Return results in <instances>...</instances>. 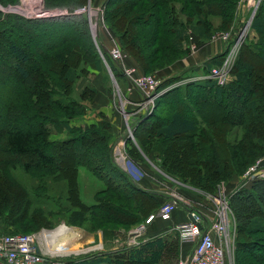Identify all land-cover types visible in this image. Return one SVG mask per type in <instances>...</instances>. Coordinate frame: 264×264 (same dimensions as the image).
Listing matches in <instances>:
<instances>
[{"label":"trees","instance_id":"16d2710c","mask_svg":"<svg viewBox=\"0 0 264 264\" xmlns=\"http://www.w3.org/2000/svg\"><path fill=\"white\" fill-rule=\"evenodd\" d=\"M240 1L106 0L103 19L119 47L143 72L153 73L187 53L191 36L201 43L216 31L227 30ZM17 3L19 0H0L3 8ZM87 3L44 0L47 9L67 12L42 18L0 9L1 90L9 82L3 103L0 101V234L53 227L58 224L52 220L54 213L61 211V215L68 214L63 220L69 226L88 232L100 230L105 239L127 236L162 206L158 207L153 191L139 187L114 161L106 121L70 125V120L87 111L84 101L98 92L90 83L77 88L91 68L99 71L107 62L121 87L120 68L111 59L110 50L96 48L90 21L83 13L74 12ZM250 27L258 37L250 43L244 41L228 84L216 85L205 77L158 85L162 91L153 111L131 124L136 144L125 142L140 166L150 161L173 179L214 194L222 182L230 183L264 154V0ZM30 41L38 52L28 50ZM223 55L211 57L205 73L220 64ZM4 117L9 124L3 123ZM53 130H65L68 136L52 140ZM96 144L99 154L82 152L70 159L76 150ZM63 155L68 162L59 160ZM19 165L27 174L36 172L41 181L48 176L64 181L65 201L40 192L39 186L28 191L14 176ZM79 166L104 183L90 205L80 197ZM42 194L56 209L41 206ZM227 201L237 232L235 264H264V180L235 188L228 192ZM122 247L125 252H94L78 260L67 258L66 263L177 264L180 255L177 232Z\"/></svg>","mask_w":264,"mask_h":264},{"label":"rangeland","instance_id":"374dc122","mask_svg":"<svg viewBox=\"0 0 264 264\" xmlns=\"http://www.w3.org/2000/svg\"><path fill=\"white\" fill-rule=\"evenodd\" d=\"M105 1L106 0H88V3L85 4L84 7L80 8V9H76L74 11L76 13L81 12L88 18V20L90 21V34H92V27H93L94 31L96 30V32L98 31V29L101 28L107 34H111V33H109L107 25L105 23V20L103 19V8H104L103 4ZM257 2H258V0H242V1H240L236 5V8H235V14L236 15H235V18L233 19L231 25L229 26V28L227 30L216 31L215 34L210 39H213L215 37L220 38L218 35L219 33L224 32V31H229V30H231L235 36H238V34L243 30V27L245 26L247 21L251 18L252 13L255 10V6L257 5ZM260 2L258 3V7H259ZM43 3H44V0H19V3L15 4L18 6V8L14 9V10L12 9L13 11L8 10L6 8H3L1 6H0V9H2L5 12L19 13V14H22L23 16L27 17V18L28 17L42 18V17L51 16V14L56 15V13L59 14V13H66L67 12L65 10L59 11V10L47 9L46 7L43 6ZM258 7L256 8L254 14L257 12ZM250 24H249V26L247 25L246 27H244L246 29H245V33H244L245 35L243 36L242 45L244 44V41L247 43H250V41H254V36L252 34V33H254V30L250 27ZM92 38L94 39V42L96 43V48H98L97 46L100 47L101 41H100L99 37L95 34V32H94V34H92ZM111 38L113 40V43H117L119 45L118 40L116 38H113V37H111ZM32 39H35V38L32 37ZM221 41L225 44L224 51L222 52V53H224L223 59H222V62H223L226 59L225 56L228 52L230 43L232 41H230L229 43L224 42L223 40H221ZM193 44H195V47H197L201 43L194 42ZM242 45L239 47V49L237 51V54L235 56L236 59L238 58L237 55H238ZM114 46L115 45H112L110 48H113ZM186 48H188L187 53L181 55L172 64L161 67L159 70H156L153 73L152 72H143L141 70V68L139 67V65H137V62L133 63L130 61L131 58L129 57L128 54H127L128 55L127 61L129 64L132 63V64L136 65L135 67H136L138 73H142V74L144 73V75L145 74L154 75L158 80V85L160 83L165 84V83L173 82V80H177L174 82V84H178L177 82H181L182 78L184 77V75H182L183 70H180V68L183 67V65H182L183 63L181 65H178L175 63L179 62V64H180L182 62V60L185 59L190 54V52L192 53L193 50L191 49V43L190 42L186 43ZM28 50L32 51V52L33 51L38 52L39 48L32 41H30V48ZM127 55H126V58H127ZM35 58H36V55H34V57H32V59H35ZM186 59L189 60L188 57ZM236 59H235V61H236ZM210 60H211V58H208L207 60H205L202 63L201 69L203 68V70H205V66ZM235 61L232 65L231 69L229 70V72L232 76H234V74L231 70L235 64ZM113 62H116V61H113ZM116 63L119 66L118 62H116ZM221 63L216 64L215 66H212V67L220 66ZM177 65H178V68H176ZM108 66L109 65L107 63L106 68H107L108 72L106 71L105 68H102L99 71L91 68L89 70V72L87 73V75L79 80V82L77 84V88H82L84 85L90 83L91 85H93L95 87L96 91H98V92L96 93V95L92 99H90L88 101H84L85 105L87 106V111L85 112L84 115L75 117V119L70 120V125H73V126H75V125L87 126L88 125L89 126V124H92V123L97 124L99 121H102V120L106 121L109 124V133L112 134V137H111L110 142H109V146H110V148H112V153H113L112 156H113L114 161L117 163V165L122 168V170L131 178V180L133 182H135L139 179V183H141V181H142L141 177H144V176H145L144 179L149 178L150 176H153V177L155 176L161 180V184L159 183V185L155 191L150 190V191L154 192L153 195L155 197V200L157 201V203H159L158 207H160V204L163 205V202L169 200V197H166L165 194L167 192H169L171 189V190L175 191L176 195H178V196L181 195V199H183V201H184L183 202L184 206H187V204H189V207L191 209L194 208V209L200 211L202 215H203V213H207V211L209 212L210 209L213 210L214 209V203H213V201H211L209 199V196L216 195L218 190L220 189V187L214 194H211L208 192H202L198 188L193 187L192 185L190 186L188 184L180 182L179 180L173 179L172 177L167 175L164 171H161L160 168L155 166L150 161L146 162L145 167L140 166L136 161H134L132 159V156L129 154L127 147H125V144H120L119 142H116L114 140L115 133H113V131H112L113 125L109 121L108 118H112L115 116L117 117L118 115H120V116L122 115L123 119H125V113L132 112L133 109L135 110L137 108L136 102L139 99H141V93L138 90L134 89L137 92L136 96H138V98H139L138 100L134 101V103L130 102L129 100L124 99L123 92L118 93L116 90V88H119L120 85L117 82L115 76H114V79H115L116 83L113 82L110 74H108L109 73ZM173 67H174L173 73L170 71H167L169 69H172ZM119 68H120V66H119ZM175 69H177L178 71H176ZM96 71H98L99 73ZM208 75H209V73H206L205 77L208 78ZM100 79H102V83H100L101 82ZM127 82H128V80H127ZM128 84H129V82H128ZM158 85H157V88H158ZM8 86H9V82L7 80V82H5V84L3 86L4 89L1 90V87H0V101H1V103H3V101H2L4 98L3 95H4L5 90ZM171 86H174V85H171ZM10 90H12V88ZM105 90H107L109 93L105 92ZM163 90H166V89H163ZM157 91L159 92L162 90L157 89ZM129 97H132V96H129ZM123 101H124V103H123ZM154 103H155V100H154ZM155 105H156V103H155ZM155 105H154V107H155ZM220 107H222V106H220ZM229 107H231V106H229ZM142 115H134L135 119H132L130 121V125L132 124V122L138 120ZM155 122H157V120H155ZM3 123L5 125L9 124L8 119H6L4 117ZM157 123H158V125L163 124V122L160 120H158ZM84 124H86V125H84ZM133 127L134 126H132L130 128L131 133H132ZM127 129H129V127H128V124L126 123V119H125V128L123 130L124 131L123 142H126V140H130L132 143L136 144V138H135L134 133H133V135H131V133H128ZM50 136H51L52 140H61V139H65L68 135H67L65 130H63L61 132H56L55 130H53V132L51 133ZM94 148H96V149H94ZM94 148H86V150H84V151L80 150V149L76 150L75 153L72 155V157H70V159L71 160L76 159V157L78 156V153L81 154L82 152L87 153L88 155L93 154V153L99 154V148H98L97 144L95 145ZM121 156H123L124 159H122ZM58 158H59V160L62 161V159L66 158V157H64V155H63L62 158H60V156ZM18 160H21L22 162H24L23 160H26V159L19 157ZM66 161L68 162L69 160L66 158ZM134 168H136L138 170L139 176H137V175L132 176V174L128 171V169H134ZM14 176L17 180H20L23 183L24 187L28 191H31V189L33 190L34 187L39 186L38 190L40 192L52 195L56 199H58L59 201H62V202L65 201L66 197H65V183H64V181L57 182V181H54L53 179H50L51 177H49V176L47 179H44L43 181H41V179L37 178L39 175L36 172L33 171V173L27 174L22 169L21 165H19L18 168H16L14 170ZM77 178H78V183H79L80 197H81L82 201L85 204H89V205L92 204L94 202V195H95L96 190L103 187L104 183L98 177H96L92 172H90L89 169H87L84 166H79L78 172H77ZM240 183H241V175L239 174V175H236L234 180L230 181V183L228 182V183L224 184L222 182L220 186L223 187L227 193L228 192L230 193V192L234 191L235 188H240ZM169 187H170V189H169ZM142 189L146 190L144 188H142ZM147 191H149V190H147ZM60 196L62 198H59ZM45 197L46 196L44 194L41 195V201H40L41 206H43L45 208L52 207L53 209H56V207L54 205H52V203L49 204V202L45 200ZM155 211L152 213H155ZM60 213H61V211L58 213L57 212L54 213V215L55 214L56 215L53 217L52 220L54 221V224L58 223L55 226L50 227V228L38 227V228H35V230H30V232L26 231L25 233H32V232H36V230L37 231L41 230V229H47L48 230V229H52V228H53V230H50V231H56V230H59L63 227H65V228L71 227V228L75 229V226H69L63 220L68 214L61 215ZM152 213H150V214H152ZM148 217L149 216H147V219H148ZM233 218H234V215H233ZM147 219H145V221ZM234 220H235V218H234ZM145 221H143V222H145ZM154 221L155 220L151 221L149 224H146V225H148V227L144 231L145 233H143L140 236V237H142V239L147 240L151 236L163 235L164 233H170V234L176 235V231L171 229V228H164V230H160V231L151 230L150 227H151V225L154 224ZM54 227L55 228L57 227V228L54 229ZM78 229L79 230L77 231V233L80 234V236L77 237V239L75 241L74 248L78 249L79 251L68 250L65 247L64 249H62V253H63L64 258L66 257V258H71L72 260H78L82 256L88 255V254H94V252L104 253V254H108V253H112V252L113 253H116V252L122 253V251L125 252L123 250L122 246L127 245L126 243H127L128 235L126 236V234H124V235L123 234H121V235L117 234L116 236H114L115 238L110 237V238L105 239L100 230L88 232V231H86L80 227ZM235 232H236V230H235ZM1 233H4V232H1ZM236 234H237V232H236ZM236 234H235L234 239L232 241L231 251L229 254L231 264H235L234 252L236 249V243H235ZM177 239H178V236H177ZM118 241H119V244H117ZM178 245H180V252H181L182 251L181 247L183 246V244H181L179 242V240H178ZM115 250H117V251H115Z\"/></svg>","mask_w":264,"mask_h":264},{"label":"built area","instance_id":"2783aa9c","mask_svg":"<svg viewBox=\"0 0 264 264\" xmlns=\"http://www.w3.org/2000/svg\"><path fill=\"white\" fill-rule=\"evenodd\" d=\"M260 1L258 0L255 10ZM255 10L244 27L251 23ZM244 27L238 36H235L231 30L218 34L224 42H232L225 56L226 59L220 66L212 67L208 72V78L214 80L216 85L228 84L233 78L229 70L236 59L235 56L239 47L242 45L246 29ZM113 45L115 46L110 49L109 54L113 61L118 62L121 72L127 78L129 90L136 89L141 93V99L136 102L137 108L133 109L132 112L125 113L126 123L129 127L127 130L128 133H131L130 121L135 119L134 115L143 114L142 116H145L150 113L155 105L154 100L161 91L158 92L156 89L158 80L154 75L138 73L136 65L128 63L127 53L117 43H113ZM113 82L116 83L115 79ZM121 158L124 159L123 156ZM128 171L132 176H139L136 168L128 169ZM256 180H264V155L257 158L245 169L241 175L240 188L248 187L249 183ZM166 195L169 200L163 202V205L155 213L150 214L145 223L137 224L136 227L128 231L126 243L128 246H136L140 241H143L140 236L145 233L146 224H149L155 217L162 220L170 219L173 211L184 202L181 195H176L174 190L170 189ZM227 198L228 193L221 186L216 195L209 196V199L214 203V209L213 217L211 216L207 223L200 211L191 209L187 204L189 219L185 222H179L174 226V230L177 232L179 242L190 244L192 248L179 255L177 264H231L229 254L236 229ZM56 228L54 227V229ZM50 230L53 228L36 230L32 233L0 234V264H67V258H64L62 250L55 248L56 239L52 240L48 233Z\"/></svg>","mask_w":264,"mask_h":264},{"label":"crops","instance_id":"0c3cea01","mask_svg":"<svg viewBox=\"0 0 264 264\" xmlns=\"http://www.w3.org/2000/svg\"><path fill=\"white\" fill-rule=\"evenodd\" d=\"M95 34L99 37V39L101 41L100 47L107 49V50L108 49L110 50L111 49L110 47L113 45V40L111 38V35L107 34L101 28L98 29L97 32L95 30ZM252 34H253L254 40H255L258 37V34L255 31ZM189 42L191 43V49L193 50L192 53L190 52V54L187 56L189 58V60L186 59L187 58L186 57L185 59L182 60V62L180 64H179V62L175 63L178 65H181L183 63L182 64L183 67L180 68V70H183L182 71V75H184L183 82L202 80V78H204L206 75L203 68L201 69L202 63L205 60H207L208 58L214 57L215 55L222 53L224 51V47H225V44L218 37L203 41L197 47H195V44H193L194 42H197V38L195 36H193V37L191 36ZM131 59H130V61L135 63V61H133V59L132 60ZM178 65L176 66V68H178ZM173 69H174V67L172 69L167 70V71H170L173 73ZM175 70L178 71L177 69H175ZM106 71H107V68H106ZM96 72H98V71H96ZM120 72H121V70H120ZM120 76H122L121 77V87L116 88L117 92L118 93L123 92L124 99L129 100L130 102L134 103V101L139 99L138 96H136L137 92L134 89L129 90V84H128L125 76H123L122 72H121ZM100 80H101L100 83H102V79H100ZM105 92H108V91L105 90ZM129 96H132V97H129ZM123 103H124V101H123ZM108 119L113 125L112 131H113V133H115L114 140L116 142H119L120 144H125V142H123V136H124L123 130L125 128V119H123V116L118 115L117 117L115 116V117L108 118ZM84 125H86V124H84ZM144 178H145V176L141 177V179H142L141 183H139V179L137 181H135V183L137 182L136 184L138 186H140L141 188H144L146 190L155 191L157 189L159 183L161 184V180L155 176L154 177L150 176L149 178H146V179H144ZM187 210L188 209L186 208V206L181 204L178 206V208L175 211H173L170 219L162 220L161 218L155 217L156 219L154 221V224L151 225L150 229L160 231V230H164V228H171L174 230V226L177 225L179 222L188 221L189 216L187 215ZM212 214H213L212 209H210L209 212L207 211V213H203V216H204L206 223L208 222L207 220H209V218L212 216ZM191 248H192V245L183 244V246L181 247L182 251L180 252V254H182L184 252H188L189 250H191Z\"/></svg>","mask_w":264,"mask_h":264},{"label":"bare ground","instance_id":"6f19581e","mask_svg":"<svg viewBox=\"0 0 264 264\" xmlns=\"http://www.w3.org/2000/svg\"><path fill=\"white\" fill-rule=\"evenodd\" d=\"M78 230L79 229H74L71 227L70 228L63 227L56 231H49L48 233L52 237V240L56 239V241L54 242V246L57 250H62L66 247L68 250L79 251L78 249L74 248L75 241L77 237L80 236V234L77 233Z\"/></svg>","mask_w":264,"mask_h":264},{"label":"water","instance_id":"95a60500","mask_svg":"<svg viewBox=\"0 0 264 264\" xmlns=\"http://www.w3.org/2000/svg\"><path fill=\"white\" fill-rule=\"evenodd\" d=\"M6 9H8V10H11V11H13L14 9H16V8H18V6L17 5H13V6H8V7H5ZM13 9V10H12ZM94 29H93V27H92V34H94ZM106 66H107V63H106ZM108 70H109V74H110V76H111V78H112V80H114V76L112 75V73H111V70H110V68H109V66H108ZM79 228V227H78ZM77 227H75V229H78Z\"/></svg>","mask_w":264,"mask_h":264}]
</instances>
